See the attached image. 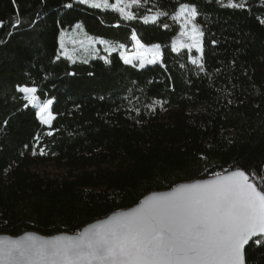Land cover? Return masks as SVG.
I'll return each instance as SVG.
<instances>
[{"label": "trees", "instance_id": "obj_1", "mask_svg": "<svg viewBox=\"0 0 264 264\" xmlns=\"http://www.w3.org/2000/svg\"><path fill=\"white\" fill-rule=\"evenodd\" d=\"M232 2L245 7L140 0L128 20L79 0H0V234H75L182 182L235 169L264 177V0ZM182 3L198 12L204 71L195 48L171 46ZM155 11L168 15L145 24ZM62 30L75 63L61 54ZM133 32L161 46L160 61L139 68L106 51L130 50ZM80 45L105 55L79 58ZM23 86L52 100L51 126L24 106ZM245 258L264 264V246L251 243Z\"/></svg>", "mask_w": 264, "mask_h": 264}, {"label": "snow or ice", "instance_id": "obj_2", "mask_svg": "<svg viewBox=\"0 0 264 264\" xmlns=\"http://www.w3.org/2000/svg\"><path fill=\"white\" fill-rule=\"evenodd\" d=\"M79 2L91 4L93 8H114L126 19L134 20L137 17L127 9L138 5L140 0ZM228 6L242 8L245 4L229 0ZM167 15V12L155 11L141 18L145 24H155L161 16ZM197 15L195 6L182 3L172 19L181 23L182 35L191 40L183 47L189 51L195 48L200 53L199 57H191L192 64L204 71V33L195 23ZM260 23L264 24V19ZM65 35L62 30L61 49H64ZM132 39L136 41L137 52L131 58L121 52L125 64L139 60V67L144 68L146 63L155 64L160 60L159 44L145 47L135 32ZM124 47L119 45L121 49ZM173 48L179 50L175 44ZM106 51H116V48L108 47ZM61 54L75 63L67 50ZM104 59L111 63L107 57ZM19 91L24 93V106L38 107L41 122L51 125L55 119L50 111L52 100L41 104L36 87L23 86ZM156 103L162 104L161 101ZM39 152L45 154L43 148ZM36 154L33 151V155ZM261 171L264 172V168ZM250 241L264 246V177L235 169L148 196L137 207L114 213L76 236L46 239L29 233L15 240L0 239V264H246L245 249Z\"/></svg>", "mask_w": 264, "mask_h": 264}, {"label": "rangeland", "instance_id": "obj_3", "mask_svg": "<svg viewBox=\"0 0 264 264\" xmlns=\"http://www.w3.org/2000/svg\"><path fill=\"white\" fill-rule=\"evenodd\" d=\"M116 2V0H109V3H115ZM187 4H189V5H192V4H190V3H187ZM178 10H179V8H178ZM177 10V11H178ZM179 23V27H178V31L176 32V34H175V36L173 37V39H172V42H171V46H172V48H173V44H175L176 45V47L180 50V49H183V48H186V47H183V45H185V44H189V43H191V40H190V38L189 37H187V36H184V35H182V31H181V23L180 22H178ZM195 23H196V21H195ZM83 35V34H82ZM83 37H85L84 39H86L87 40V42H90V41H92V39H90V38H88V37H86V36H84L83 35ZM71 43H73V40H71ZM61 44V43H60ZM122 43H118L117 45H113V46H111V47H114V48H116V51H120V52H125V47L123 48V49H121V48H119V45H121ZM124 45V44H123ZM135 45H136V41H134L133 40V45H132V47H131V49L130 50H128V51H126L125 52V55H127L129 58H131V57H133L134 55H135V53L137 52V48L135 47ZM144 45V44H143ZM125 46V45H124ZM152 45H145V47H151ZM65 48V47H64ZM174 49V48H173ZM64 50H67V52L69 53V52H72L73 51V49H63V51ZM94 51V50H93ZM107 52H112V51H107ZM79 55L77 56V57H79V58H85V57H90V56H94V55H96L97 53H99L100 55H105V53H103L102 52V49L100 48V47H97L96 48V50L94 51V54H91L90 53V51L88 50V48L85 46V45H80L79 46ZM72 56H73V54H72ZM160 60H161V58H160ZM160 60H158V61H160ZM157 61V62H158ZM139 63H140V61L139 60H134L133 61V64L134 65H136L137 67H139ZM132 64V65H133ZM147 65H149V64H145V66H147ZM140 68V67H139ZM38 96V95H37ZM39 102L42 104V103H44V102H46V101H43V100H41L40 98H39ZM31 106V105H30ZM33 107V106H32ZM36 110H37V112H38V117H39V119H40V116H39V108L38 107H34ZM50 111L52 112V110H51V106H50ZM53 113V112H52ZM54 115V114H53ZM55 116V115H54ZM41 121V120H40ZM53 122V121H52ZM44 124V123H43ZM44 125H46L47 127H49V126H51L52 125V123H51V125H47V124H44ZM51 171H54V169L52 170V168H51Z\"/></svg>", "mask_w": 264, "mask_h": 264}, {"label": "water", "instance_id": "obj_4", "mask_svg": "<svg viewBox=\"0 0 264 264\" xmlns=\"http://www.w3.org/2000/svg\"><path fill=\"white\" fill-rule=\"evenodd\" d=\"M211 178H213V176H211V177H206V178H203V179H196V180L189 181V182H182V183H180V184L193 183V182H196V181L207 180V179H211ZM180 184H178V185H180ZM178 185H176V186H178ZM176 186H174V187H176ZM174 187H172L171 189H167V190H160V191H154V192H151V193L145 195V196H144V197H143V198H142L137 204L133 205L132 207L127 208V209H122V210H118V211L112 212L111 214H109L108 216H106V217H104V218H101V219L95 220V221L91 222L90 224L84 226V227L81 229L80 232L75 233V234L59 233V234H54V235H51V236H45V235L39 234V233H37V232H32V231H30V232H25V233H23V234H21V235H19V236H11V235H8V234H0V239H5V238H7V239L15 240V239H19V238H21V237H23V236H25L26 234H29V233L34 234V235L39 236V237H42V238H46V239H47V238H52V237H55V236H59V235H70V236H76V235H79L81 232H83L84 229L88 228L90 225H93V224L98 223L99 221H102V220L108 219V218H109L110 216H112L114 213H117V212H120V211H128V210H130V209H132V208H134V207H137V206H138V205H139V204H140V203H141L146 197L151 196V195H153V194H157V193H164V192L171 191ZM253 239L255 240L256 238L254 237ZM251 243H252V242L250 241V242H249V245H250ZM249 245H246V249H247V247H248ZM246 249H245V253H246ZM245 260H246V258H245ZM246 264H247V263H246Z\"/></svg>", "mask_w": 264, "mask_h": 264}]
</instances>
